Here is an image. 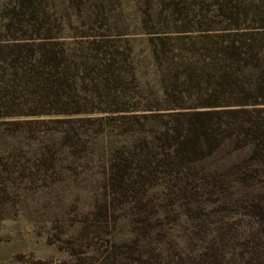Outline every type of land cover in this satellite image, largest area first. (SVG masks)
Here are the masks:
<instances>
[{"label":"rangeland","instance_id":"1","mask_svg":"<svg viewBox=\"0 0 264 264\" xmlns=\"http://www.w3.org/2000/svg\"><path fill=\"white\" fill-rule=\"evenodd\" d=\"M251 1L0 0V264H264L261 113L220 80Z\"/></svg>","mask_w":264,"mask_h":264},{"label":"trees","instance_id":"2","mask_svg":"<svg viewBox=\"0 0 264 264\" xmlns=\"http://www.w3.org/2000/svg\"><path fill=\"white\" fill-rule=\"evenodd\" d=\"M25 2H30V0H20V3L23 5ZM251 7L253 9V16L251 17V20L256 25V27L249 28L238 25L236 29L240 30V36L235 37L234 34L232 36L228 35L225 37L226 39H224L223 49L224 52L228 53L226 58L230 60V62L227 65H223V73L220 75V80H222V82L234 80L237 72L231 71L229 68L235 61L239 68L240 66L243 67L242 73L247 74L249 77V84H247V96L253 98V100L240 101L239 106L244 108L234 110H237L236 112H248L247 107L251 106L252 109L261 113L258 120H253L252 125L249 123V130L251 131V129H254V131L257 133L258 142L261 143L264 141V0L251 1ZM235 13L237 20H239V10H237ZM248 18L250 17H248V14H246L244 22H246ZM33 21L34 20L32 19H27L25 22L20 21L18 23L21 25L27 24V26H30V28H34L35 25ZM40 28L41 27H38L36 30L39 31ZM34 36L35 35L32 34L28 38H25V44H30L29 46H37L38 54H40L38 62L41 61V59H45L47 62L55 63V60L58 57V51L56 48L59 43L52 39V37H48L47 34L41 35V33H37L36 36L38 37ZM241 36L244 37V39H241ZM31 41H34L36 44H31ZM24 45L17 43L15 46H17L19 49ZM242 60L246 61L243 65H240V61ZM56 66L57 65H55V67ZM235 81L238 83V78L235 79ZM196 115L200 116L203 115V113L197 112ZM243 124L244 122L240 123V126H243ZM214 131L215 129L213 125L207 121L204 122L202 120V122H199V125L193 122L188 123L186 127L187 133L185 137H183L184 140L179 141V143L184 147L190 146V143H196L197 146V143H201L203 138L209 140L210 134H213ZM180 138L181 136L177 137L178 140H180ZM260 143H258V146L256 144V150H258L259 146H261L259 145Z\"/></svg>","mask_w":264,"mask_h":264}]
</instances>
